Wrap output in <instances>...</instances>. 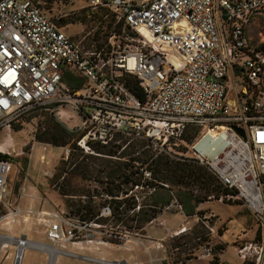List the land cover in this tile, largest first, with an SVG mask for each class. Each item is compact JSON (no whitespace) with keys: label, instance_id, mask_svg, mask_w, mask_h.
<instances>
[{"label":"built area","instance_id":"obj_1","mask_svg":"<svg viewBox=\"0 0 264 264\" xmlns=\"http://www.w3.org/2000/svg\"><path fill=\"white\" fill-rule=\"evenodd\" d=\"M90 8L111 18L104 44L73 39L36 0H0V128H11L34 107L54 103L69 107L79 119L70 131L79 134L74 149L87 155L99 154L96 145L120 153L127 147L122 140L132 138L145 139L160 152L169 153L182 143L189 146L190 158L180 159L207 168L222 188L218 195L201 186L194 192L205 189L206 201L239 200L254 215L261 239L241 243L237 254L243 262L264 264V36L256 40L251 31L255 22L264 30V0H92ZM67 74L82 86L74 89L65 82ZM128 75L136 78L144 100L129 88L124 80ZM135 169L139 178L136 183L130 179L132 187L151 192L169 188L155 178L149 162H137ZM11 170L10 159L0 157V224L24 211L7 201ZM170 192V201L159 210L184 211ZM85 211L39 208L37 217L49 241L15 236L13 264H22L27 248L45 253L47 264L58 256L130 264L67 248L70 243L107 244V235L132 242L129 231L100 230L101 217L113 216L109 202L94 218H84ZM215 217L213 212L198 216L207 231L196 238L183 225L154 239L155 248L165 253L155 259L188 264L196 257L211 261L220 256Z\"/></svg>","mask_w":264,"mask_h":264},{"label":"rangeland","instance_id":"obj_2","mask_svg":"<svg viewBox=\"0 0 264 264\" xmlns=\"http://www.w3.org/2000/svg\"><path fill=\"white\" fill-rule=\"evenodd\" d=\"M36 1L57 25L75 40L86 37L85 43L101 45L105 43L110 34L112 29L111 18L105 17V13L101 10L93 11L90 8L92 0ZM133 1L140 2L142 0ZM251 31L256 40H261L264 36V30L258 22L254 23ZM127 32L133 34L129 30ZM124 80L127 81L126 78ZM71 113L67 106L47 103L29 110L11 128H0V154H8L12 163V170L8 179L9 194L7 201L23 209L24 194L30 193L32 197L41 200V204L33 208H25L27 210L32 209V211L24 210L19 216L11 217V223L0 224V233L9 234L11 233L10 228L13 227L12 231L16 236L26 230L29 238H38L48 242L45 232L46 226L37 217L36 211L39 208L47 210L61 208L73 212L91 209L93 213H97L101 212L103 204L110 200L107 195L115 194L124 199L128 198L132 202L136 200L144 210L150 211L155 206L159 210V206L166 204L171 199L170 190L181 202H183L184 197L193 198L206 194L205 189H201L198 193L194 192V189L200 188V186L191 178L180 177L176 175L174 168L166 169L165 164L158 166L153 162L154 159L163 157V161L167 159L172 161L170 165L181 167L180 162L183 160L180 157H189L191 154L190 147L183 143L168 153L160 152L158 147L149 144L145 139H123L122 143H127V147L120 153L96 145L94 149L99 154L88 153V156H85L87 154L78 149H70L79 135L77 132L71 131L72 134L68 138L70 143L54 145L50 139V130L53 126L61 124L71 130L79 124V119ZM68 114L71 116L68 117ZM17 126L20 128L16 129ZM40 135L45 136V139H39ZM190 138L191 136L188 134L186 136L187 141ZM67 154L69 155L66 159ZM71 154H73L72 157ZM43 155L46 156L44 160H42ZM137 162H149L155 178L167 183L169 188L160 186L156 192H151L147 187H132L131 182H126L124 177L126 174H130V179L138 180L139 175L135 174ZM189 163L196 164L193 161H189ZM203 168L207 170V168ZM209 175L213 184H217L212 179L210 172ZM124 204L128 206L129 202ZM124 212L125 214L118 216L103 215L99 223L100 230L109 234L129 231L126 234H129L132 242L126 243L121 238L107 235L105 237L108 241L107 244L100 246L91 244L97 251H84L85 253L113 260L115 257L130 252L138 258L135 263L152 264L153 258L152 261H155L156 264H171L169 260L161 262L155 259L165 256V253L155 248L154 239H163L170 235L172 230L177 229L174 227L183 225H186L190 230L188 236L192 239L205 234L207 227L198 216L213 212L216 217L212 223L219 229V236L215 237L216 253L219 254L220 252L221 255L216 256L211 261L207 257H196L191 259L188 264H224L225 262L227 264H254L252 260L243 262L237 254V248L241 243H259L261 229L254 215L239 200L226 202L215 199L205 200L198 205L192 215L185 212V207L184 211L162 209L156 218L167 217V225L164 226L158 219L155 220L154 224H160L164 230H171L167 235L159 238L148 235L146 229H143L148 223L144 224L142 216L139 218L129 208ZM24 214L27 220H25ZM220 248L224 250L222 251ZM15 250V245L12 246L10 252L5 249L2 250L0 264H13ZM252 251L254 252V247ZM199 252L202 253L203 250L200 249ZM167 253L171 255L170 246H167ZM32 262L46 264L47 255L33 248H27L22 264H31ZM56 264L97 263L59 256Z\"/></svg>","mask_w":264,"mask_h":264},{"label":"trees","instance_id":"obj_3","mask_svg":"<svg viewBox=\"0 0 264 264\" xmlns=\"http://www.w3.org/2000/svg\"><path fill=\"white\" fill-rule=\"evenodd\" d=\"M126 78V83L128 84L129 88L132 90L133 93H135L140 99L144 100L145 96L141 90V87L139 86L137 80L135 77L128 75L125 77ZM64 81L67 82L69 85H71L74 89H78L82 86L81 82L77 81V78L73 75V74H67L64 77ZM20 127L17 126L16 129H19ZM50 139L52 141V143L56 146L59 145H67L68 143H70L69 139L71 136V131L68 130L67 128H65L63 125L61 124H56L55 126H53L50 130ZM39 139L44 140L45 136H39ZM73 146H71L72 149L76 148V142L72 143ZM71 149V150H72ZM72 152V151H71ZM73 156V154H71V157ZM88 156V155H85ZM0 157L6 158V159H10V156L8 154H0ZM154 164L158 165V166H163L164 164L166 165V169H171L174 168L176 170V175H179L180 177H184V178H191L192 180H194V182H197L199 184V186H201L202 188L211 190V191H216L217 195L222 191L221 186H219L218 184H213V181L210 178L209 172L207 170H205L203 168V166L200 165H196V164H191L189 163V161H182L180 162L181 167H175L170 165V161L169 159L163 161V157H159L153 160ZM163 169V168H162ZM130 175V174H129ZM128 174L125 175L124 179L126 182L130 181V176ZM212 176V175H211ZM212 179L215 180V178L212 176ZM137 180H134V183H136ZM114 195V194H113ZM183 205L185 207V212L189 215L194 214L195 209L198 207V205L205 201L206 198L205 196H194L193 198H187L184 197L183 199ZM193 200V202H192ZM170 201V200H169ZM167 201V202H169ZM110 203L111 207H112V212L114 216H118V215H123L125 214V210L127 208H129L130 210L133 208H136L137 206H140L139 212H135V215L138 216L140 218V216H142V220L144 222V224L149 223L150 221H152L153 219H155L158 214L160 213V210H158L155 206V208L153 210L150 211H146L144 210V208L142 207V205L138 204V202L136 200H134V202L129 201L128 198L125 199H117V198H112L111 200L107 201ZM124 204V203H128ZM157 202V199H156ZM166 202V203H167ZM82 211V210H80ZM100 212L97 213H93L91 211V209L86 210L85 212L82 213L84 218L87 219H91L94 218V216L98 215ZM141 228L143 226H140Z\"/></svg>","mask_w":264,"mask_h":264},{"label":"crops","instance_id":"obj_4","mask_svg":"<svg viewBox=\"0 0 264 264\" xmlns=\"http://www.w3.org/2000/svg\"><path fill=\"white\" fill-rule=\"evenodd\" d=\"M253 26L254 25H251L252 28H253ZM23 199H24L23 202H22L23 210H26L25 208H33V207L41 204V200H39V198L32 197L30 195V193L24 194ZM23 216L26 217L25 214ZM156 219H158L161 223H163L164 226L167 225V223H168L167 217H162L161 216V217L155 218L153 221L148 223L143 229H146V231L148 232V235H150L152 237L154 236L156 238H159V237H162L165 234L167 235L169 233V230H171V229H167L168 230L167 231L166 229L164 230L163 229L164 227L161 226L160 224L159 225L154 224L156 222L155 221ZM25 220H27V219H25ZM178 227L179 226L174 227V228H178ZM12 230H13V227L10 228V231L13 233ZM22 234H26L27 235L26 230H23ZM22 234H19V235H22ZM32 239L39 240L38 238H32ZM67 248L69 250H72V251H75V252H79V253H85L84 251H97V250H95V247L93 245H88L87 246V245H82V244H72V243H70V244L67 245ZM85 254H87V253H85ZM67 257H69V256H67ZM58 258H59V256L54 260L53 264L57 263ZM71 258L82 260L81 258H77V257H71ZM114 259H125L130 264H134L136 259L138 260V258H136V256L134 254L130 253V252H127L125 255H122L120 257L119 256L115 257ZM152 260H153V258H152ZM152 260H151V263L152 264H156L155 261H152ZM31 264H37V263L36 262H32ZM39 264H41V263H39ZM142 264H145V262L142 263Z\"/></svg>","mask_w":264,"mask_h":264},{"label":"bare ground","instance_id":"obj_5","mask_svg":"<svg viewBox=\"0 0 264 264\" xmlns=\"http://www.w3.org/2000/svg\"><path fill=\"white\" fill-rule=\"evenodd\" d=\"M3 151V150H2ZM45 155H43V159L42 160H44L45 159ZM27 210V209H26ZM30 210H32V209H28L27 211H30ZM25 219H26V217H25ZM15 221V220H14ZM12 221H9V222H7V223H5V224H9V223H11ZM2 234V233H1ZM11 235H4V234H2V237H1V241H0V247H1V245L2 244H6L5 246H4V249L5 250H7V252H10L11 250H12V246H13V243H14V238H15V234L14 233H10ZM15 243H19L18 242V240L17 241H15ZM3 249V250H4ZM12 254V253H11ZM11 254H10V256H11ZM21 254H22V249L20 248V250H19V253H18V259H19V257H21ZM17 264H18V262H17Z\"/></svg>","mask_w":264,"mask_h":264},{"label":"water","instance_id":"obj_6","mask_svg":"<svg viewBox=\"0 0 264 264\" xmlns=\"http://www.w3.org/2000/svg\"><path fill=\"white\" fill-rule=\"evenodd\" d=\"M236 129L239 131V133H240L242 136H245L244 130H242V129H240V128H236Z\"/></svg>","mask_w":264,"mask_h":264},{"label":"flooded vegetation","instance_id":"obj_7","mask_svg":"<svg viewBox=\"0 0 264 264\" xmlns=\"http://www.w3.org/2000/svg\"><path fill=\"white\" fill-rule=\"evenodd\" d=\"M224 264H227L226 262Z\"/></svg>","mask_w":264,"mask_h":264}]
</instances>
